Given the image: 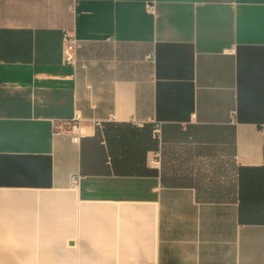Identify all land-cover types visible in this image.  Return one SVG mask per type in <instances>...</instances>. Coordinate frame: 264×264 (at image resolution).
<instances>
[{
  "label": "crops",
  "instance_id": "0c3cea01",
  "mask_svg": "<svg viewBox=\"0 0 264 264\" xmlns=\"http://www.w3.org/2000/svg\"><path fill=\"white\" fill-rule=\"evenodd\" d=\"M0 264H264V0H0Z\"/></svg>",
  "mask_w": 264,
  "mask_h": 264
},
{
  "label": "built area",
  "instance_id": "2783aa9c",
  "mask_svg": "<svg viewBox=\"0 0 264 264\" xmlns=\"http://www.w3.org/2000/svg\"><path fill=\"white\" fill-rule=\"evenodd\" d=\"M146 9L149 12H154L155 4L154 3H147ZM64 41H65V44L67 46V51L70 53H73L78 46V40L76 39V37L71 32L67 31L65 33ZM77 118H78V120H80L79 117H77ZM72 132L75 135L73 137V140L78 141L79 140V134H80V127L75 125L72 128ZM154 133H155L156 138H161V126L159 124H156L154 126ZM161 161H162V152L161 151L155 152L154 155L149 159V162L153 167H160ZM77 178L79 179L80 176H77Z\"/></svg>",
  "mask_w": 264,
  "mask_h": 264
},
{
  "label": "rangeland",
  "instance_id": "374dc122",
  "mask_svg": "<svg viewBox=\"0 0 264 264\" xmlns=\"http://www.w3.org/2000/svg\"><path fill=\"white\" fill-rule=\"evenodd\" d=\"M177 159H179L178 156L174 155L173 157L171 156V159H167V161L171 162V161H176Z\"/></svg>",
  "mask_w": 264,
  "mask_h": 264
}]
</instances>
